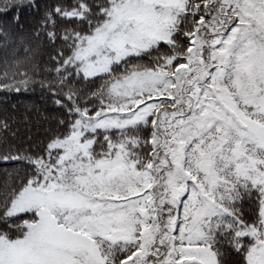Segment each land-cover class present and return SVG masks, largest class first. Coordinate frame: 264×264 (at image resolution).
I'll return each instance as SVG.
<instances>
[{"label": "snow or ice", "instance_id": "snow-or-ice-1", "mask_svg": "<svg viewBox=\"0 0 264 264\" xmlns=\"http://www.w3.org/2000/svg\"><path fill=\"white\" fill-rule=\"evenodd\" d=\"M0 16V93L51 104L37 136L0 115V264H264V0Z\"/></svg>", "mask_w": 264, "mask_h": 264}, {"label": "trees", "instance_id": "trees-1", "mask_svg": "<svg viewBox=\"0 0 264 264\" xmlns=\"http://www.w3.org/2000/svg\"><path fill=\"white\" fill-rule=\"evenodd\" d=\"M27 0H25V3ZM19 14L24 21L23 31L25 34L30 30V26L34 23L33 10L24 7L18 9ZM15 15V13H13ZM14 23L11 17L0 16V29L10 27V24ZM12 31H19V28H11ZM17 50L23 55V50L20 45L17 44ZM3 52L0 51V63L3 60ZM46 58V56H45ZM15 106L16 118L19 121L15 127H19L20 136L25 137L27 135L37 136L42 132L41 125H44V117L47 116L51 110V104L47 101L46 97L42 95L41 90L37 88L35 91L24 92L21 94H11L7 97L3 93H0V115L3 114L4 109ZM27 115V123L24 121V117ZM0 179H2V173H0Z\"/></svg>", "mask_w": 264, "mask_h": 264}]
</instances>
